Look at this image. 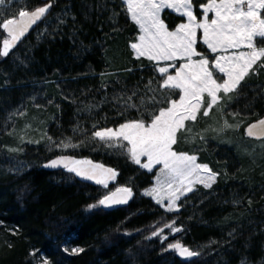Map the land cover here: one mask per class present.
Masks as SVG:
<instances>
[{"label":"trees","instance_id":"trees-1","mask_svg":"<svg viewBox=\"0 0 264 264\" xmlns=\"http://www.w3.org/2000/svg\"><path fill=\"white\" fill-rule=\"evenodd\" d=\"M32 2L29 11L46 3L52 6L8 56H0V68L11 69L13 75L0 99V124L5 121L3 110L14 114L23 106L29 115L43 116L44 132L42 141L19 149L16 156L28 165L24 169L6 174L4 156L0 157V219L17 228L8 245L0 242V264H28L33 249L42 250L54 264H264V174L250 168L233 149L199 154L200 160L210 162L209 155L221 156L228 176H220L208 189L196 186L180 200L177 212L166 214L140 194L151 184L153 173L91 138L93 125L116 128L140 118L125 101L133 92L137 104L141 97L153 95L149 81L157 99L168 95L159 89L162 77L155 65L133 55L129 44L138 28L122 0ZM169 15L164 11L162 16L173 27L177 22H170ZM263 94L264 84L244 89L237 109L254 112L259 119L264 116ZM178 97L177 90L173 98ZM61 141L77 146L57 148ZM61 155L89 157L114 169L116 185L132 189L130 201L118 208L89 210L88 205L103 196L102 185L63 167H44ZM173 221L181 231L163 242L146 239ZM170 240L199 255L181 262L174 251H165ZM67 242L84 251L65 254L60 247Z\"/></svg>","mask_w":264,"mask_h":264},{"label":"snow or ice","instance_id":"snow-or-ice-1","mask_svg":"<svg viewBox=\"0 0 264 264\" xmlns=\"http://www.w3.org/2000/svg\"><path fill=\"white\" fill-rule=\"evenodd\" d=\"M5 3L6 0H0V5ZM122 3L126 5L127 13L139 26L141 33L137 42L130 47L137 59L147 57L149 61L156 62V71L162 77L159 89L168 95L162 100L157 99L149 81L147 88L153 95L141 97L137 104L133 102L137 92H133L125 101V106L135 108L140 118L128 120L116 128L93 125L91 138L110 148L126 149L129 158L144 169L151 170L153 165H163L155 185L146 190L145 194L151 195L166 211H178L180 206L177 201L193 191L195 184L211 188L219 174L208 164L198 163L196 155L174 151L173 145L178 143V134H191L192 129L186 122L195 123L199 119V113L208 117L211 110L220 105H224L221 108L223 112L232 102V94L238 91L241 82L255 70L254 66L264 67V46H257L256 43L258 38L264 40V0H207L200 4L202 17L199 20L193 10V0H122ZM51 6V3H46L32 11L21 8L18 18L15 14L11 18H3L5 13L0 11V29L7 33L0 47V56H8L16 42L45 16ZM165 9H171L185 18V22L177 24L170 31L161 19V12ZM209 13L213 14L210 20ZM197 30L202 31L203 43L215 54L213 60L196 50ZM177 59L185 62L175 67V73L171 74L169 69L175 66ZM162 61L170 63L160 67L159 63ZM217 73L221 75L218 76ZM177 90L179 98L175 99L173 95ZM225 98L228 103H225ZM150 105L161 106L153 108ZM230 114L233 118L239 115L238 112ZM239 126L231 125L227 120L224 122L225 129ZM245 132L249 137L264 138V118L249 124ZM199 138L205 139L203 132L199 134ZM48 139L51 140V137ZM124 141L127 142L126 145ZM76 146L64 141L56 145L57 148ZM142 157H146L147 162H142ZM44 167H63L76 176L95 181L105 189L117 176L114 169L103 164L64 155L48 161ZM132 195L131 188L116 187L95 204L88 205V209H108L126 204ZM248 203L250 205L251 200ZM165 228L172 233L181 231L173 221L157 227L146 239L158 237L165 241ZM124 234L131 235L128 232ZM167 250H174L185 259L199 255L179 241L168 244L165 251ZM64 251L67 252L68 249ZM83 251L79 247L71 249L73 254ZM43 264H49V261L45 259Z\"/></svg>","mask_w":264,"mask_h":264},{"label":"rangeland","instance_id":"rangeland-1","mask_svg":"<svg viewBox=\"0 0 264 264\" xmlns=\"http://www.w3.org/2000/svg\"><path fill=\"white\" fill-rule=\"evenodd\" d=\"M207 0H193V6H194V12L197 14V19H201L202 17V10L200 9L201 3H206ZM34 3L32 0H6V3L4 5H0V11H3L5 15H3V18H11L13 14H15L18 18V11L21 8H24L25 10L29 11V8L33 6ZM126 6V5H125ZM167 11L170 13L169 18L170 22H177L173 27H169L167 22L163 19V12ZM212 13L208 14V19L210 20L212 18ZM129 19L135 23L130 15L128 14ZM172 16V17H171ZM177 18H181L178 14H176L171 9H165L161 12V19L164 20L165 24L168 26L169 30L172 31L175 29L176 25L185 22V18H182L181 21H177ZM0 22H2V19H0ZM136 24V23H135ZM138 28V33L136 35V39L134 41H131L129 46L132 43L137 42V38L139 37L140 29L139 26L136 24ZM202 31L197 30V43L195 45L196 50L198 52L203 53L205 56H207L210 60H213L215 58V54H212L210 50L207 49V46L203 43L202 40ZM6 33H4L3 29H0V46L2 47V41L4 38H6ZM257 46H264V40L257 39L256 41ZM131 48V47H130ZM133 55L136 56L134 50L131 48ZM148 59L147 57H144ZM199 57H194V59H198ZM155 65L156 68V62L150 61ZM185 61L177 59L175 62V66L173 68L169 69V72L171 74L175 73V67H178L180 63H183ZM167 63L170 62H160L159 66L164 67ZM19 68L21 66L18 65ZM254 71L250 73L240 84L239 89L237 92L233 93V100L228 105V107L222 112L221 108L224 107V105H220L217 107H214L210 115L208 117H204L203 113H199V119L195 122H186L188 126L192 129L191 134L186 133H180L178 134V143L173 145V150L177 152H186L190 155H196L197 156V162L198 163H206L209 165V167L217 172L219 175L217 177L222 179H226L228 176V171L225 169V163L223 160H221V156H219L217 159H214L209 155L207 157V160L210 161H203L199 159V154H209V151L212 150H222L223 148H230L237 153L240 158H243L245 162H247L250 166V168L254 170L258 169L260 170V174H264V138H256V137H249L246 132L245 128L246 126L255 121V113L249 112V114L242 113L237 109L238 101L242 98L241 96H244V89L250 90L253 88H261L262 84H264V67H260L259 65L254 66ZM11 70V69H10ZM8 68L1 67L0 68V99L2 95L5 94L6 88L10 87L11 84V78L13 79V75L11 74ZM159 73V72H158ZM160 74V73H159ZM161 75V74H160ZM217 75H221L217 73ZM16 82L20 81L21 78H16ZM15 82V83H16ZM42 83V82H41ZM45 83V82H43ZM20 84V83H19ZM41 85V84H39ZM44 85V84H42ZM261 85V86H260ZM246 95V94H245ZM179 98V97H178ZM262 107L264 108V94L261 98ZM33 100H31L32 102ZM225 103L227 102V98H225ZM33 105L35 106L36 103L33 101ZM37 106V105H36ZM10 109V108H8ZM238 112L239 115L233 118V116L230 113ZM3 118L5 121L4 123L0 124V137L2 140V143L0 144V157L2 158V155L4 156V163L5 167L4 170L7 173L16 172L18 170H22L28 165L25 162H22L19 160V158L16 156L19 152V149L22 148V146L26 143H37L42 141V135H43V127H42V115H36L33 116L29 115V112L27 109H24L23 106L20 108H17L13 112H8L6 110L2 111ZM6 114V115H5ZM13 116H10L12 115ZM225 120L228 121L231 125L239 124V128H227L224 127ZM213 129H216L217 131H213ZM207 130V131H204ZM203 132L205 139L201 140L199 138V134ZM187 137V139H186ZM194 138V142H193ZM125 145L127 144L126 141L123 142ZM103 145L107 151L113 153V154H125L129 161L133 164H135L128 156L126 149H115L110 148L104 143H100ZM14 150V151H12ZM6 154V155H5ZM8 155H14L13 157H9ZM5 156L7 159H5ZM76 159H89V157H81ZM142 162H147L146 157L141 158ZM0 161H2L0 159ZM215 167H213V165ZM140 169L146 171V172H152L153 173V179L150 185L145 187L140 191L141 196L149 198L155 205L160 207L164 213L166 214H173L177 211L168 212L165 210V208L161 207V205L156 203V200L153 199L151 195H146L145 191L150 190L156 183V177L158 173H160L161 168L163 165H153V168L151 170L144 169L140 167V165L135 164ZM217 181V180H216ZM215 184V183H214ZM213 184V185H214ZM202 186V184H195L193 189L196 186ZM212 185V186H213ZM116 187H120L119 185H116L115 180L110 181L108 188L105 189L103 186H101L103 195L107 194L110 191H114ZM205 188V187H204ZM208 189V188H206ZM190 193V192H189ZM189 193H186L184 196L188 195ZM182 196L178 201L177 204L179 205L180 200L184 197ZM165 204L167 203L165 199ZM17 228L16 226L12 224H7L5 221L0 219V242L2 245H8L9 244V236H14L17 234ZM173 233L169 230L166 234H164L167 238L170 237ZM160 240V239H159ZM160 242H163L160 240ZM177 241H168L165 244V249H167L168 244L175 243ZM73 244L67 242L64 243L61 248L62 252L65 254H73L71 252V249L74 248ZM68 249V251H64V249ZM175 254V252H174ZM48 260L49 264H54V262L48 258L45 253L40 249H33L29 253L28 258V264H43L44 260Z\"/></svg>","mask_w":264,"mask_h":264},{"label":"water","instance_id":"water-1","mask_svg":"<svg viewBox=\"0 0 264 264\" xmlns=\"http://www.w3.org/2000/svg\"><path fill=\"white\" fill-rule=\"evenodd\" d=\"M42 19H43V17L41 18V20H42ZM41 20L37 21L36 24L32 25V26L28 29V31H27V32H26V33L20 38V40H21L22 38H24L29 32H31V31L34 29V27H35V26H36ZM3 31H4V30H3ZM4 33H5V32H4ZM6 34H7V33H6ZM20 40H19V41H20ZM19 41H17L16 44H17ZM16 44H15V45H16ZM15 45H14V46H15ZM14 46H13V47H14ZM261 118H264V116L260 117L259 119H261ZM259 119L255 120V121H253V122H251V123H249V124L255 123V122L258 121ZM249 124H248V125H249ZM248 125L246 126V128L248 127ZM246 128H245V129H246ZM130 199H131V197L129 198L128 202L130 201ZM128 202H127V203H128ZM127 203H126V204H127ZM126 204L115 205V206H113L112 208H108V209H113V208L122 207V206H125ZM167 224H168V223H167ZM163 226H164V225H163ZM163 226H161V227H163ZM155 230H156V229H155ZM155 230H154V231H155ZM165 230H167V228H165L164 231H165ZM149 237H150V235H149ZM151 238H154V237H151ZM172 251H174V250H172ZM174 252H175V251H174ZM175 256H176L181 262H184V263H189V262H191V261H193V260H195V259L197 258V256H196V257H192V258H187V259H185V258L180 257V256H179L178 254H176V253H175Z\"/></svg>","mask_w":264,"mask_h":264},{"label":"flooded vegetation","instance_id":"flooded-vegetation-1","mask_svg":"<svg viewBox=\"0 0 264 264\" xmlns=\"http://www.w3.org/2000/svg\"><path fill=\"white\" fill-rule=\"evenodd\" d=\"M7 35V34H6Z\"/></svg>","mask_w":264,"mask_h":264}]
</instances>
